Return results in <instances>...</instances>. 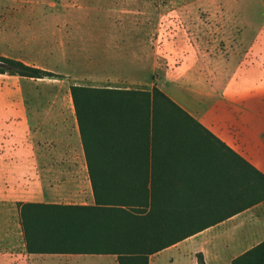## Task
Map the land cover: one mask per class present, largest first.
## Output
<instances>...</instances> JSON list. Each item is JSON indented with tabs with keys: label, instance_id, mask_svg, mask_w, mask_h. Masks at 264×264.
Returning a JSON list of instances; mask_svg holds the SVG:
<instances>
[{
	"label": "trees",
	"instance_id": "trees-1",
	"mask_svg": "<svg viewBox=\"0 0 264 264\" xmlns=\"http://www.w3.org/2000/svg\"><path fill=\"white\" fill-rule=\"evenodd\" d=\"M0 64V74L57 78L11 58L0 56ZM71 96L95 203H18L28 253L149 264L152 255L264 201V175L159 88L72 86ZM215 144L233 161L221 181L192 172L206 170ZM129 156L147 161L125 162ZM197 260L206 264L202 255ZM232 264H264V241Z\"/></svg>",
	"mask_w": 264,
	"mask_h": 264
},
{
	"label": "crops",
	"instance_id": "crops-1",
	"mask_svg": "<svg viewBox=\"0 0 264 264\" xmlns=\"http://www.w3.org/2000/svg\"><path fill=\"white\" fill-rule=\"evenodd\" d=\"M78 1L61 3L74 5ZM201 32L207 38L190 44L194 55L189 58V70L183 79L172 81L170 93L159 85L161 76L150 79V85L142 90L159 88L264 175V31ZM120 36L129 43L131 65L129 71L119 65L118 70L129 74L133 82L146 85L148 75L142 73L146 66L142 68L140 63L149 61L147 31L109 35L114 51L121 49L117 45ZM71 87L68 96L66 88L47 85L35 95L33 106L29 103L0 111V213L3 205H16L15 219L0 215V246L6 247L0 250V264H119L114 255L30 254L22 232L18 233L22 237L14 236L8 229L14 225L21 229L18 203H95ZM211 153L206 170L192 172L204 174L207 180H225L232 159L217 144L212 145ZM124 161L140 164L147 160L129 156ZM263 241L264 201L152 255L149 264H198V255L206 264H232Z\"/></svg>",
	"mask_w": 264,
	"mask_h": 264
},
{
	"label": "rangeland",
	"instance_id": "rangeland-1",
	"mask_svg": "<svg viewBox=\"0 0 264 264\" xmlns=\"http://www.w3.org/2000/svg\"><path fill=\"white\" fill-rule=\"evenodd\" d=\"M41 1L0 0V56L52 72L56 81L0 74V111L27 107L51 84L66 88L68 96L70 86L143 91L161 76L159 85L170 93L172 81L189 70L190 44L207 38L201 31H264V0ZM121 31H147L149 61L140 63L146 85L124 72L131 65L127 39L119 37L121 49L111 47L109 35ZM2 208L1 216L15 219V204ZM8 229L14 236L22 232L15 225Z\"/></svg>",
	"mask_w": 264,
	"mask_h": 264
},
{
	"label": "water",
	"instance_id": "water-1",
	"mask_svg": "<svg viewBox=\"0 0 264 264\" xmlns=\"http://www.w3.org/2000/svg\"><path fill=\"white\" fill-rule=\"evenodd\" d=\"M1 65V64H0Z\"/></svg>",
	"mask_w": 264,
	"mask_h": 264
}]
</instances>
